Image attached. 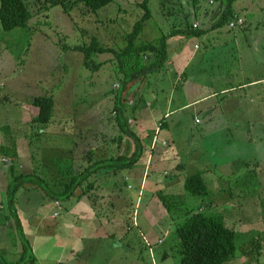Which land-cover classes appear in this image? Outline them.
<instances>
[{
    "label": "rangeland",
    "instance_id": "obj_1",
    "mask_svg": "<svg viewBox=\"0 0 264 264\" xmlns=\"http://www.w3.org/2000/svg\"><path fill=\"white\" fill-rule=\"evenodd\" d=\"M45 1L25 0L32 14L28 27H17L7 32L2 29L0 22L2 36L0 124L3 126L25 124L18 130L24 164L26 159H31L32 150L37 151L35 156L42 158L46 165L52 161L45 158L52 153V148H56L55 153L58 148L73 149L72 160L84 158L87 156V151L92 148H95V153L93 152L95 159L105 157L107 156L105 151L113 144H115L111 148L113 151L124 153L127 140L131 138L124 135L120 145L112 140L120 134L111 112L119 93L116 84H121L120 76L116 72L115 54L110 51L94 53L91 62L95 64L87 66L83 62L84 54L69 47L88 44L95 37L102 45L120 50L127 44L126 36L132 31L135 22L145 13L142 6L145 0H113L96 11H90L82 3H78L70 13H67L61 5L51 6ZM147 1L151 17L144 22L136 39V45L153 41L176 28L183 29L187 23L194 26L198 23L197 27L209 28L213 20L221 14L226 2V0H212V2L199 0L195 10L194 0ZM233 8L234 16L217 31L215 29L213 32L207 31L208 36H211L200 48H195L194 44L202 43L201 36L206 32L195 36L177 31L168 40L170 52L180 43L188 41V56L189 54L194 56L187 64L189 69L187 74L182 76L177 87L174 86L178 96L175 101L180 103L172 107V116L166 119L167 128H163L158 118L150 116L149 119V128L153 129L157 124L162 131L161 136L165 137L161 138L165 140V145L171 143L180 152V157L183 158L181 162L185 163L181 169L177 165L173 167L172 164L170 166L160 164L161 168H166V172L161 174L160 179L164 181L158 191H163L165 183L169 185L171 179L172 182L175 180L177 182L170 184L169 190L165 193L183 192L182 195L176 194L177 197L170 200L174 214L180 212L182 216L171 217L168 212L167 227L170 233L166 243L155 247L152 256L139 235L138 226L133 224V228L124 239L115 237L86 241L81 256L83 261L78 259L77 263L78 257H76L71 264H131L137 258L144 260L146 264H153V258L159 264H180L181 254L176 225L178 221L183 220V212L188 202L191 203L190 205L196 204L195 199H190L184 194L186 188L181 180L175 178L183 176V173L189 175L200 172L212 192H223L221 200H225L226 197L227 202L222 204L217 202L211 209L213 212H224L231 206L228 210L229 226L235 224L238 214H240L238 220L242 221L241 225L244 227L256 223L264 226V79L262 84L248 86V80L252 81L264 76V0H235ZM233 21H235L234 26L231 25ZM100 62L102 65H97ZM167 68H169L167 64L163 66L164 70ZM156 77L159 78L160 75L149 76L146 79L152 82L154 90H160V78L158 80ZM166 80L169 79L166 78L164 81ZM143 84L144 82L140 87ZM244 86L247 87L242 88ZM223 89L225 90L222 91ZM48 93L54 95L56 100L54 119L58 116L62 120L54 121L53 126L51 123L48 124L44 131L34 130L30 122L27 124L20 121V118L24 119V105L30 103V99L34 96ZM202 97L203 99H200ZM126 99L125 102H130L129 96ZM196 99L200 100L194 104ZM187 101L192 104L185 105ZM140 120L141 117L128 119L139 138L146 143L150 137ZM57 126L59 128H56ZM1 134L3 135V131ZM31 134L33 141L30 145ZM35 134L38 136L36 137ZM247 134H251L255 146L246 138ZM131 146L134 147L133 143ZM252 155L253 159L247 160V157L250 158ZM65 160L68 166L71 165L69 163L72 162L71 159ZM54 166L53 169L47 166L52 175L57 174L58 165L55 162ZM144 168L143 164L136 180L143 178ZM8 170L9 164L0 160L1 184L4 182L1 174L5 171L8 176ZM253 170H256V173ZM26 171L17 166L15 173ZM39 172L42 176L50 175L42 166ZM127 172L128 170L119 171L118 177ZM147 173H149L147 178L154 176L153 170H148ZM101 181L104 185V178ZM120 182L123 183V180H114L107 189V194H110L114 188L117 193L126 196L130 201L128 207L133 215L137 208L136 198L125 194L127 189L125 185L120 186ZM253 183L254 185H251ZM39 192L45 195L44 190L39 189ZM80 192L81 190L76 191L77 194ZM251 192H255V195L248 196ZM1 197L0 195V204ZM73 198L75 197L72 196L71 199ZM248 198L252 200H249L246 215L243 216L238 208L244 205ZM18 204L22 209L30 207L29 217L34 219L37 203L30 193L29 197L19 198ZM64 204H69V200H64ZM96 208L101 216L108 212L106 208L109 209L107 203L103 204V201H98ZM164 208L168 211L166 206ZM112 210L109 213L115 212L121 217V213L113 208ZM124 214L127 218L128 213ZM59 219L52 216L48 221L55 223ZM143 222L144 219L140 222V228H145ZM128 224L126 227L129 226ZM3 235L6 239H3L2 245L0 243L1 256L5 259L17 260L19 255L14 253L16 237L7 228L4 229ZM97 241L99 243L97 249H93L91 244ZM3 246L9 247L12 255L6 254L2 249ZM165 251L170 254L169 260L162 263L165 260L163 258ZM242 252L239 247L236 259H239ZM253 255L257 256L256 250ZM225 264H238V261L230 260Z\"/></svg>",
    "mask_w": 264,
    "mask_h": 264
},
{
    "label": "trees",
    "instance_id": "obj_2",
    "mask_svg": "<svg viewBox=\"0 0 264 264\" xmlns=\"http://www.w3.org/2000/svg\"><path fill=\"white\" fill-rule=\"evenodd\" d=\"M113 0H46V4L51 6L61 5L63 9L70 13L74 5L82 3L90 11H96ZM235 0H226L221 14L211 24L209 28H200L190 23H187L182 29H174L169 34L136 45V39L139 36L144 22L151 17V10L148 6V1L142 2L145 9L143 16L138 19L132 31L126 36L127 44L120 50H116L110 46H104L98 42L97 38H93L88 44H76L69 47L74 50H79L84 54L83 62L87 66L94 65L91 62V56L94 53H102L106 51L115 54L116 72L120 76L118 83L119 93L116 97V103L111 111L115 123L120 131V134L113 137L112 140L118 145L121 144L122 137L128 135L131 139L127 140V146L124 153L119 154L111 148L115 144H111L110 149L105 152L107 156L95 159L93 152L95 148L87 151V156L82 159H73L71 157L72 150L66 148H52V153L46 155V160H52L58 165L56 167L57 174L42 176L39 172L40 167L45 168V161L42 158H37L35 153L31 151V159L35 165L32 171L16 174V167L19 165V148L18 139L20 138V128L24 125H5L0 124V130L3 131L1 137L2 144L0 146V155L3 156V163L9 164L8 175L11 179L7 182L6 188V207L8 215L6 217V228L13 232L16 237L15 243L20 242L22 251L17 260L5 259L0 254V264H36V256L33 251L32 240L26 234L21 218L18 214L16 205V195L22 188L39 187L44 190L46 201L48 202H64V200L71 199L72 196L81 198L87 197L90 204L96 208V203L101 201L102 197L107 195L106 191L110 186L105 185L111 178H117L119 171H125L139 163L141 156L145 150V145L139 138L138 133L133 129L128 121L129 118L138 117V108L140 107L141 90L140 84L149 76H159L160 80L164 74L163 66L169 60L168 40L174 36L177 31L185 35H202L207 31L221 27L225 22H228L234 16ZM199 0H194L193 4L197 10V3ZM196 12V11H195ZM32 17L31 11L27 6L25 0H0V22L4 31H12L17 27H28L29 21ZM2 36L0 35V42ZM97 65H102V62ZM150 74V75H149ZM158 77L156 79L159 80ZM158 82V81H156ZM179 83V82H178ZM1 87V86H0ZM130 97V102L126 97ZM52 94H40L30 99V103L38 108L37 114L31 119L30 126L35 130H45L48 124H54V121H61L58 116L54 119V111H56V100ZM134 97V98H133ZM126 99V100H125ZM138 99V101L136 100ZM132 100H136L133 102ZM134 104H133V103ZM133 105H132V104ZM131 104V105H130ZM58 115V112H57ZM56 128H59L58 126ZM61 132V130H58ZM26 132V131H25ZM34 132V131H33ZM27 133V132H26ZM36 137L38 136L35 134ZM31 134L30 145L33 141ZM117 141V142H116ZM133 143V148L131 144ZM102 145V141L100 142ZM115 152V153H114ZM55 153V154H54ZM95 153V152H94ZM54 155V156H53ZM67 155V156H65ZM66 158L72 160L71 165L66 164ZM63 161V162H62ZM92 162V163H91ZM46 166H50V163ZM182 166H184L182 164ZM183 167H180V169ZM7 178V177H6ZM104 178L103 184L101 179ZM117 180V179H116ZM119 184V182H118ZM184 185L186 188L185 194L190 199H195L196 204L190 205L188 202L186 210L183 212V220L178 221L176 230L179 237V252L181 254L180 264H225L227 261L233 260L236 257L238 248L247 253V256H253L255 250L260 251L263 241V232L255 229L248 231L236 230L229 226L226 222V217L223 212H213L212 206L226 203L221 200L223 192L213 193L207 184L206 179L202 173L197 172L185 176ZM251 185H254L251 184ZM121 186V184H120ZM257 186V185H256ZM120 189V188H119ZM81 190L80 193H76ZM112 191V190H111ZM233 194V193H230ZM249 195H255L251 192ZM158 196L164 206L167 207L171 217L182 216V213L174 214V208L170 200L177 197L176 194H166L164 191H158ZM201 198V199H200ZM54 202V203H55ZM54 205L59 213H61V203ZM173 202V201H172ZM198 205V207H194ZM66 207L64 210H67ZM54 211V213H55ZM53 213V214H54ZM52 214V215H53ZM177 216V217H178ZM56 217V216H54ZM57 218V217H56Z\"/></svg>",
    "mask_w": 264,
    "mask_h": 264
},
{
    "label": "crops",
    "instance_id": "obj_3",
    "mask_svg": "<svg viewBox=\"0 0 264 264\" xmlns=\"http://www.w3.org/2000/svg\"><path fill=\"white\" fill-rule=\"evenodd\" d=\"M215 20L216 18L213 21ZM217 29H215V31H217ZM210 36L211 35L208 36V32H206V34L201 36L202 43L196 42L194 44L195 48H200L202 44L206 43ZM188 45L189 42L187 41L180 43L174 49L172 48L173 51L171 52L168 49L169 60L167 62V65L169 66V68L164 70V74L162 76V79L160 80V90H154L152 82L146 79L144 81V84L141 86V90L139 91L141 95V101L139 104L140 107L137 110V115L138 118L141 117V124L144 126V129L147 130L148 136L150 138L146 143H144L145 150L141 156V159L139 160V163L133 166L132 168L128 169V172L126 174H120L117 178V180H123V183L120 182V184L125 185V188L127 189V193L125 194H130L132 195V197L136 198L137 208H135L133 215L130 210V207H128L130 203L129 199L126 196L122 195V193H117L116 190H114L113 188L110 194H107L108 196L105 195V197L101 198L103 204L107 203V206L109 207V209L106 208V211L108 212H106L105 215L102 214L101 216L98 210H96L97 208H94L90 204L87 197H75L73 199H69V204L66 205L64 204V202L59 201L61 203L62 210H60L61 213H59V215L56 217H59L60 219L57 220V222L52 223L48 220L51 219L52 216H54L53 213L55 210H57V207L55 208L54 206L56 205L55 201V203L48 202L46 204H42V201H46L45 199L47 198L42 192H39V189L37 187L22 188L18 191L16 195V205L18 208V214L21 218L26 234L29 235L32 240L33 251L37 258L36 264H71L75 261L76 257H78V263V259H81V256L84 253L86 241L96 239L99 240L100 238L111 239L115 237H117L118 239H124L129 230L133 228V224L138 226L139 235L141 236V238H143L142 240H144L143 242L145 246L149 248V252L152 256L154 254L153 250L155 247L161 246L166 243V240L169 237L170 233V229L169 227H167V225L169 224L168 211L164 208V205L162 204L158 193L156 194V192L158 191L160 186H162V183L164 181L160 179L161 174L166 172V168H161L160 164L164 163L167 166H170L172 164L173 167H176L177 165V167L180 168L184 167L182 166V164L184 165L185 163L181 162L183 161V158L180 157V152L176 150L175 147L169 141L168 143L170 144L165 145V140L161 139L165 137L161 136L162 131L157 126V124L153 129L149 128V119L150 116L158 118L163 128H167L168 123L166 119L172 116V107L180 103H176L175 101V98L178 97L175 92V87H177L178 82L182 80V76H185L187 74V71L189 70L187 64L189 63L190 59L194 56L193 54H189L188 56ZM166 78H168L169 80L164 81ZM263 79L264 76H260L252 81L248 80V86L251 87L262 84ZM146 81H148L149 84ZM246 87L247 86H244L242 88ZM224 90L225 89H223L222 91ZM200 99H203V97ZM200 99L194 100L193 103L196 104L197 102H199ZM136 100L138 101V99ZM191 104L192 102L190 101H187L185 103V105ZM24 110V119L22 120V118H20V121L29 124L28 122H30L31 119L37 114L38 108L33 106L31 103H28L27 105H24ZM137 121L139 122L138 119ZM151 130L152 132L150 133ZM1 137L2 134L0 130V142ZM251 137V134L246 135V138L252 141L253 144V139H251ZM19 139V165L22 169H26V172L32 171L35 163L34 161H32V159H26L27 161L24 164L25 161L21 158V144L19 143ZM254 148L256 149V147ZM253 155L250 156V158L247 157V160L253 159ZM3 159L5 158L0 155V160L3 161ZM167 160H170V162H166ZM255 160L257 161L258 159L255 157ZM143 164L145 165L143 178L141 180H136V178L140 175V168ZM257 164L259 166L260 161ZM40 165L42 166V164ZM50 166L52 169L54 168L52 161L50 162ZM43 169L48 170V167L45 165V168ZM148 170L154 171V176L152 175V178H147L149 174L147 173ZM253 171L256 173V170ZM156 174L158 176L155 177ZM1 176H3L4 179H2V181L4 182H2V184L0 183V195L2 196L0 204V243L2 245L3 239H6L5 235L2 236V234L4 229L6 228V217L8 215L7 207L5 204L7 193L5 186L7 182L11 179V176L8 175V178L5 171L1 174ZM185 176L186 174L183 173V176H176L175 178L180 179V182L184 184L183 181L185 179ZM114 180L110 179L108 182H105L106 187L111 186ZM174 180L175 179H173V181ZM175 182H177V180H175ZM175 182H172V180L170 179L169 185ZM169 185H166L165 183V186H167V188L164 186V189H161L166 192V190H169ZM29 193L37 203L35 207L36 214L34 215V219L29 217L30 207L27 206L26 209H22L18 204L19 198L29 197ZM167 193L182 195L183 192ZM249 200L251 201L252 198H248L247 201H245V204L238 208V210L242 212L243 216L246 215L247 206L250 204ZM110 202H112L113 204L110 205ZM66 207L68 209L64 210ZM139 207L140 209L138 210ZM112 208L117 210L116 212L121 213V217L115 212L114 214H112V212L109 213V211H113ZM230 208L231 206L228 209H225V211L223 212L226 217L227 224L230 222L228 214V210ZM125 212L128 213L127 218H125ZM26 214L28 215L26 216ZM124 218L127 220H125ZM239 218L240 214H238V219ZM142 219H144L143 225L145 226V228H140V222ZM238 219L235 224H233L231 227L236 230L245 232L250 229L262 231L263 241L262 246L260 247V251L257 252V256L254 257L253 255L250 258L249 256H245V252H242L239 259H236V255L233 260L238 261V264H264V226H261L260 223H256L250 225L247 224L248 226L244 227L241 225L242 221H239ZM128 223H130V225ZM126 224H128L129 226L126 227ZM55 228L57 229L56 231L54 230ZM97 244H99L98 241L93 242L91 244L93 249H97ZM14 247V253L16 255H20L22 251L21 243H15ZM2 249L5 250L4 252L6 254L12 255L11 249L9 247L3 246ZM167 252L168 251H165L163 253V258L165 260L162 263H165L169 260L170 254H168ZM81 260L83 261V259ZM251 260H253V262H251ZM152 263L159 264L157 261H155L154 258L152 260ZM131 264L146 263L144 262V260L142 261L140 258H137Z\"/></svg>",
    "mask_w": 264,
    "mask_h": 264
},
{
    "label": "built area",
    "instance_id": "obj_4",
    "mask_svg": "<svg viewBox=\"0 0 264 264\" xmlns=\"http://www.w3.org/2000/svg\"><path fill=\"white\" fill-rule=\"evenodd\" d=\"M211 2H212V0H211ZM197 25H198V23H196V27H197ZM231 25H235V21H233L232 23H231ZM198 120V119H197ZM56 204H59V202L58 201H56ZM59 215V211H55V213H54V216H58ZM160 242H161V240H160Z\"/></svg>",
    "mask_w": 264,
    "mask_h": 264
},
{
    "label": "clouds",
    "instance_id": "obj_5",
    "mask_svg": "<svg viewBox=\"0 0 264 264\" xmlns=\"http://www.w3.org/2000/svg\"><path fill=\"white\" fill-rule=\"evenodd\" d=\"M118 84H116V86H117Z\"/></svg>",
    "mask_w": 264,
    "mask_h": 264
}]
</instances>
